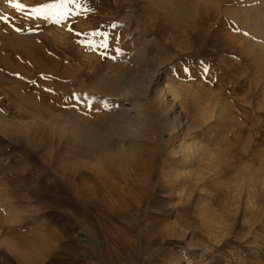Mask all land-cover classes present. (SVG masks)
I'll list each match as a JSON object with an SVG mask.
<instances>
[{"label": "rangeland", "instance_id": "rangeland-1", "mask_svg": "<svg viewBox=\"0 0 264 264\" xmlns=\"http://www.w3.org/2000/svg\"><path fill=\"white\" fill-rule=\"evenodd\" d=\"M158 2L0 0V264H264V0Z\"/></svg>", "mask_w": 264, "mask_h": 264}, {"label": "bare ground", "instance_id": "bare-ground-1", "mask_svg": "<svg viewBox=\"0 0 264 264\" xmlns=\"http://www.w3.org/2000/svg\"><path fill=\"white\" fill-rule=\"evenodd\" d=\"M218 1V0H217ZM216 0H159V2H158V4H159V9H161V10H166L167 12H170L171 14H174L175 16H177L175 19H176V22H180V23H182V20L184 19L185 20V18L183 17V16H185V15H188L189 16V13H192L191 14V16L192 15H195V11H196V9L199 7V4H204V5H206V6H211V7H213L214 6V8L216 7H218V5L221 3V2H219V4H218V2H217ZM253 9V8H252ZM263 9V8H262ZM212 10V9H211ZM249 10V9H248ZM253 11V10H252ZM260 11H263V10H260ZM246 12V11H245ZM264 12V11H263ZM244 13V12H243ZM260 13V12H259ZM236 14V13H235ZM241 14V13H240ZM248 14H249V11H248ZM247 14V15H248ZM251 14V13H250ZM255 14H256V11H255ZM263 14V13H262ZM262 14H260V16H257V17H255V15L253 16V18H252V20L250 19V17L249 18H247V16L245 15V16H243V15H240V16H238V17H235V19H236V21L238 22V23H240L241 25H244L245 27H247L248 29L250 28V27H253V26H255V28L256 27H258V29H259V25L260 24H262L263 22H264V16L262 15ZM168 15V14H167ZM198 15V14H197ZM258 15V14H257ZM174 16V17H175ZM187 16V17H188ZM236 16V15H235ZM250 16V15H249ZM251 17H252V15H251ZM263 26V25H262ZM264 27V26H263ZM262 27V28H263ZM255 28H253V29H255ZM261 28V27H260ZM257 30V29H256ZM260 30V29H259ZM253 31V30H252ZM255 32V31H254ZM259 32V31H258ZM257 32V33H258ZM262 32V31H261ZM257 33H256V35H257ZM264 32H262V34H263ZM260 34V33H259ZM261 35V34H260ZM251 44H253V43H251ZM261 48V47H260ZM263 48V47H262ZM257 49V52H258V48H256ZM253 50V49H252ZM252 50H251V52H252ZM255 51V50H254ZM260 52H262V50L260 51ZM263 55H264V53H263ZM156 81H157V87H158V85L159 86H163V75H157V78H156ZM150 83V82H149ZM166 87H168V88H166V89H168V91L170 90L169 88V86H166ZM134 88V87H133ZM130 90V89H129ZM128 90V91H129ZM158 91V90H157ZM166 92V91H165ZM158 93V92H157ZM155 94H156V92H155ZM161 95H163V93L161 94ZM166 95H168V96H170V100H168V98H166L164 95L163 96H157L156 95V97H155V99H156V102H158V103H162V104H159V105H163V106H165L166 108H169L170 106H179L180 108L183 106L180 102H179V100H178V97H177V94H175V93H171V90L167 93L166 92ZM155 99H153V100H155ZM152 101V100H151ZM145 103V102H144ZM143 104V103H142ZM152 107V106H151ZM161 107V106H160ZM176 108V107H175ZM172 110V109H171ZM175 110V109H174ZM174 112V111H173ZM172 112V114H174ZM181 112H183V111H181ZM180 112V113H181ZM169 113H170V111H169ZM167 115V114H166ZM177 116V115H176ZM168 117H169V115H168ZM166 118V117H165ZM174 118L176 119V117L174 116ZM173 118V119H174ZM164 119V118H163ZM172 119V120H173ZM178 119V118H177ZM176 119V120H177ZM142 121V120H141ZM174 121V120H173ZM178 122V121H177ZM170 124H171V126H174L175 124H173V123H171V122H169ZM176 123V122H175ZM180 123V122H179ZM170 126V127H171ZM176 126V125H175ZM178 126V125H177ZM176 126V127H177ZM183 127V126H182ZM179 128V127H178ZM169 129V128H168ZM172 129H173V127H172ZM183 129V128H182ZM177 130V129H176ZM181 130V129H180ZM171 133H174V131H170ZM179 132V131H178ZM184 132V131H183ZM181 133V132H180ZM175 134H176V131H175ZM179 134V133H178ZM182 135V134H181ZM180 135V136H181ZM185 135V134H184ZM174 137H176L175 135H174ZM172 138H173V136H172ZM176 139H177V137H176ZM196 149H197V147H196ZM185 152V151H184ZM192 152H194L193 150H192V146H189V144L187 145V147H186V153H187V155L189 156ZM193 154V153H192ZM186 157V156H185ZM128 159H130V156H128L127 157ZM248 171H249V169L248 168H246ZM249 188V187H248ZM249 190H251V189H249ZM253 193V192H252ZM214 229H216V228H214ZM210 231V230H209ZM178 234H180V235H185L184 233H183V230H180L179 229V232H178ZM178 264H180V263H178Z\"/></svg>", "mask_w": 264, "mask_h": 264}, {"label": "snow or ice", "instance_id": "snow-or-ice-1", "mask_svg": "<svg viewBox=\"0 0 264 264\" xmlns=\"http://www.w3.org/2000/svg\"><path fill=\"white\" fill-rule=\"evenodd\" d=\"M7 3L16 11H20L22 13L30 11L32 15L29 16V18H32L33 16L36 19H49L56 17V22L63 21L68 15L72 14L71 9L67 7L68 5L76 4L77 7L80 6V0H53L52 3L41 4L37 7H31L30 9L27 5L23 4L21 0H7ZM0 19L7 20V17L0 16ZM16 31H21V29H16ZM90 35L101 38L98 41L99 46L105 48L108 47V44L106 43L108 39L107 33L93 32Z\"/></svg>", "mask_w": 264, "mask_h": 264}]
</instances>
